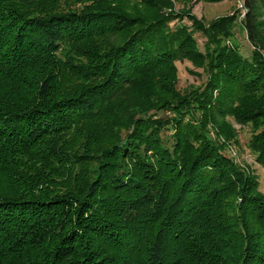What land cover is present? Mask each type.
Returning a JSON list of instances; mask_svg holds the SVG:
<instances>
[{
	"label": "trees",
	"instance_id": "1",
	"mask_svg": "<svg viewBox=\"0 0 264 264\" xmlns=\"http://www.w3.org/2000/svg\"><path fill=\"white\" fill-rule=\"evenodd\" d=\"M244 5L250 59L235 16L172 0H0V264H264V194L224 152L232 119L264 165V0ZM185 60L203 86L178 89Z\"/></svg>",
	"mask_w": 264,
	"mask_h": 264
},
{
	"label": "rangeland",
	"instance_id": "2",
	"mask_svg": "<svg viewBox=\"0 0 264 264\" xmlns=\"http://www.w3.org/2000/svg\"><path fill=\"white\" fill-rule=\"evenodd\" d=\"M174 2V11L184 13L195 17L202 25L209 28L210 24L222 17L235 16L236 22L233 26V36L228 38L225 43L230 47H235L245 57L250 59L252 55V46L250 45L247 33L244 27L245 5L244 0H222L215 2L213 0H172ZM260 21L264 24V10L261 9ZM178 22L172 23L175 27ZM184 24H190L185 19ZM196 40L199 47L204 51L205 37L201 33H196ZM206 65H194L193 62L185 60L176 63L178 76V89L184 91L190 86L201 87L208 78ZM160 117H172L170 113L161 114ZM233 124L235 133L234 140L226 143L225 154L231 157L239 166L248 170L256 176L258 190L264 194V165L258 162L257 154L253 153L249 147L253 132L250 126H242L230 120ZM213 134V132H212ZM216 135L213 134L215 138ZM224 141V140H223Z\"/></svg>",
	"mask_w": 264,
	"mask_h": 264
}]
</instances>
